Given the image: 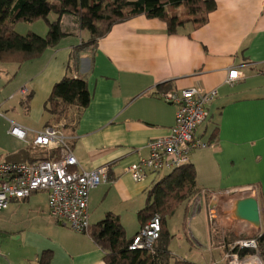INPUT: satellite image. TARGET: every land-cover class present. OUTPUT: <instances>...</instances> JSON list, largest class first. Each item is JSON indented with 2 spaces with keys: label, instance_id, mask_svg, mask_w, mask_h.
Wrapping results in <instances>:
<instances>
[{
  "label": "crops",
  "instance_id": "0c3cea01",
  "mask_svg": "<svg viewBox=\"0 0 264 264\" xmlns=\"http://www.w3.org/2000/svg\"><path fill=\"white\" fill-rule=\"evenodd\" d=\"M216 4L206 23H186L176 33H169L163 20L145 15L113 25L94 48L81 52L74 73L87 80L89 105L78 116L71 108L61 122L70 123L75 117L71 128L62 131L83 169L104 165L110 169L112 180L90 193V224L114 213L126 234L133 226L127 234L131 238L142 227L138 214L148 203L151 187L163 176L149 172L144 181L136 182L127 168L148 156V143L168 134L175 124L177 106L161 94L190 87L216 89L209 116L196 131L209 146L190 154L198 192L188 207L194 203L193 219L203 212L200 222L206 223L207 232H198L201 236L196 238L198 248L210 252L208 264L224 254L211 214L217 215L224 233L235 232L236 239L251 237L259 229L237 220L234 209L237 199L254 195L236 192L256 187L258 201L264 204V0H216ZM45 25L39 30L31 25L28 31L45 35ZM62 26L68 35L40 56L23 63L0 62V108L20 95L19 106L27 115L5 116L0 160L41 158L31 143L36 132L52 121L46 103L54 85L66 75L73 49L89 38L73 15H64ZM234 68L243 75L230 84L228 72ZM13 123L26 129V140L9 133ZM48 201L47 192L39 191L12 200L5 209L7 215L0 220L5 227L0 230V264H40L45 253L48 264H106L105 251L90 234L54 219Z\"/></svg>",
  "mask_w": 264,
  "mask_h": 264
},
{
  "label": "trees",
  "instance_id": "16d2710c",
  "mask_svg": "<svg viewBox=\"0 0 264 264\" xmlns=\"http://www.w3.org/2000/svg\"><path fill=\"white\" fill-rule=\"evenodd\" d=\"M216 7V0H0V62L23 63L40 56L68 35L62 26L63 16L70 14L78 18L80 28L89 34V38L73 49L67 73L54 85L46 103V111L52 119L47 125H52L66 119L71 108L77 109L78 116L89 105L91 95L87 80L75 77L74 73L78 70L81 52L94 48L97 40L107 34L113 25L145 15L163 20L168 32L176 33L186 23L203 25ZM51 14L57 15V19L51 21ZM40 20L47 24L45 35L32 30L21 34L16 30L19 23ZM74 120L75 117L70 118L71 122ZM69 124H63V128ZM41 154L43 159L58 158L59 149L41 150ZM35 160L31 156L29 162ZM196 176L194 165L187 164L169 172L151 187L148 203L138 217L142 227L155 214L161 217V233L154 252L131 250L129 245L134 236H127L120 217L114 213H107L103 220L91 225L89 234L105 251L106 264H197L173 258L170 250L172 235L168 227V218L198 192ZM225 237L227 245L224 252L229 250V244L237 235L231 232L225 233ZM259 240L264 255V237ZM48 261V254L45 253L40 264H48Z\"/></svg>",
  "mask_w": 264,
  "mask_h": 264
},
{
  "label": "built area",
  "instance_id": "2783aa9c",
  "mask_svg": "<svg viewBox=\"0 0 264 264\" xmlns=\"http://www.w3.org/2000/svg\"><path fill=\"white\" fill-rule=\"evenodd\" d=\"M234 68L228 72L227 82L233 84L242 76ZM25 92V89L22 90ZM162 97L177 106L175 124L170 132L148 143L149 155L132 163L127 171L136 182L144 181L147 173L171 172L190 164V154L209 143L196 136L198 127L208 118L209 106L218 96L216 89L203 91L190 87L180 92H164ZM61 123V122H60ZM59 123L48 125L36 132L32 141L35 151L59 149L58 158H37L33 162H7L0 160V211L7 209L14 199H24L45 191L48 194L50 215L79 233H89V201L93 189L112 180L109 166L85 170L80 165ZM10 134L27 139V131L13 123ZM241 194L252 193L258 199L256 187L239 189ZM261 227L253 237H240L229 244L221 259L210 264H264L260 238L264 237V204L259 203ZM211 223L216 215L211 214ZM217 244L226 246L224 231L215 225ZM222 232V233H221ZM161 233V217L155 214L133 237L131 250L155 251Z\"/></svg>",
  "mask_w": 264,
  "mask_h": 264
},
{
  "label": "rangeland",
  "instance_id": "374dc122",
  "mask_svg": "<svg viewBox=\"0 0 264 264\" xmlns=\"http://www.w3.org/2000/svg\"><path fill=\"white\" fill-rule=\"evenodd\" d=\"M56 19H57V15H55V14L50 15L51 21H54ZM34 24L36 25V29L39 30L41 28V25H45L46 23L42 20L37 21L36 23L22 22V23H19L17 25L16 30L21 34H25L28 31V27H30L31 25H34ZM1 92H3V87H2ZM20 99H21L20 95H17L15 97V99H13V100L8 99L7 100L8 103L4 107L0 108L1 115H4L3 117L0 116V133H1V135H3L4 132H6L7 122H6L5 116L10 117V118L14 117L15 119L27 118V115H26L24 108L19 106ZM13 106H15V107H13ZM59 124H62V123L59 122ZM71 125H73V122L70 121V126L67 128H71ZM60 128L62 130H64L62 125H60ZM168 173H169L168 171H162L158 175V178L165 176ZM236 193H238L236 195H240L241 192H236ZM43 195L44 194H42V196ZM189 201L183 202L176 209L175 213L171 217L168 218V227L170 230V234L172 235L171 242H170V250H171V253H173L172 256L174 259H181L182 258V259H186V260L195 262L197 264H208V262L210 260V256H211L210 252H208L207 247H206V249H203V250L199 249L198 245H197V238H196V234L201 236V234L198 232H202L205 234L207 232L206 223L203 221L200 222V219L203 218V216H202L203 212L202 211L198 212L196 215L197 217L195 216V218L193 219V213H194L195 206H194V203H192L188 207ZM36 211L37 210H35V212ZM2 215L3 216L7 215V212L5 210L0 211V220H1ZM216 217H217V215H216ZM217 219L218 218H215L214 224L219 226L217 223ZM196 223H197V225H196ZM134 224H135V220H131V225H134ZM132 227L133 226L128 228L127 234L132 233V231H131ZM195 227L197 228L196 230H194ZM4 228L5 227L0 223V230L4 229ZM258 232H259V230L254 232L253 234L256 235V233H258ZM238 237H242V236H238ZM213 255L216 258L220 257V254L218 252H214Z\"/></svg>",
  "mask_w": 264,
  "mask_h": 264
},
{
  "label": "water",
  "instance_id": "95a60500",
  "mask_svg": "<svg viewBox=\"0 0 264 264\" xmlns=\"http://www.w3.org/2000/svg\"><path fill=\"white\" fill-rule=\"evenodd\" d=\"M234 216L237 220L248 222L259 229L261 227V218L258 199L254 196L237 199Z\"/></svg>",
  "mask_w": 264,
  "mask_h": 264
}]
</instances>
